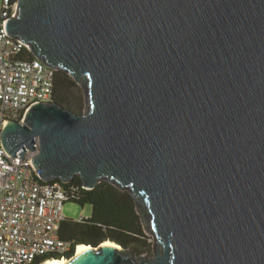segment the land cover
I'll list each match as a JSON object with an SVG mask.
<instances>
[{"label":"water","instance_id":"1","mask_svg":"<svg viewBox=\"0 0 264 264\" xmlns=\"http://www.w3.org/2000/svg\"><path fill=\"white\" fill-rule=\"evenodd\" d=\"M19 6L6 33L83 84L88 105L34 106L4 129L5 151L38 150L45 182L129 191L162 248L137 260L90 245L63 264H264V0Z\"/></svg>","mask_w":264,"mask_h":264},{"label":"built area","instance_id":"2","mask_svg":"<svg viewBox=\"0 0 264 264\" xmlns=\"http://www.w3.org/2000/svg\"><path fill=\"white\" fill-rule=\"evenodd\" d=\"M19 4L0 0V264H34L45 256L70 260L78 246L61 237L68 201L62 183L42 180L33 164L38 150L12 158L2 144L10 121L24 123L34 106L55 102L57 70L37 58L23 59L29 46L6 33Z\"/></svg>","mask_w":264,"mask_h":264},{"label":"trees","instance_id":"3","mask_svg":"<svg viewBox=\"0 0 264 264\" xmlns=\"http://www.w3.org/2000/svg\"><path fill=\"white\" fill-rule=\"evenodd\" d=\"M21 57L26 60L36 59L27 49L22 52ZM77 88L76 81L68 73L57 71L55 103L67 109L76 106V113L82 114L81 108L75 104L71 94ZM53 182L62 183L68 195L67 202L72 201L83 207L92 206L91 218L82 222L73 220L63 222L61 226L63 239L74 241L75 246L86 244L99 247L106 241H112L124 249L131 248L134 252L137 249L145 251L148 248L141 217L129 191H123L108 181H103L95 189L88 190L78 175L68 183H63L61 180ZM52 258L61 259L45 256L38 258L34 264H42Z\"/></svg>","mask_w":264,"mask_h":264},{"label":"rangeland","instance_id":"4","mask_svg":"<svg viewBox=\"0 0 264 264\" xmlns=\"http://www.w3.org/2000/svg\"><path fill=\"white\" fill-rule=\"evenodd\" d=\"M0 16H1V11H0ZM77 85H78V88L72 91L71 94H72V97H74L73 101H75V104H77L81 108L82 114H85L87 112L88 101L83 91L84 86L83 84L80 85L78 83ZM75 107L76 106H73V107H70L69 109L74 112H77ZM137 204H138L137 206L138 211L140 212L141 223H142V226L147 236L146 240L148 242V248L145 251L137 249L136 252L134 251L133 252L137 260H143V259L150 260L155 257L156 253H162V248L159 245L158 246L156 245L154 235L151 232L152 227H151L150 216H149V212L147 208L145 207V205H143L140 202ZM140 210L142 211V213ZM64 216L67 218V220H73V221H79L81 218H91L92 206L86 205L83 207L80 204L72 202V201L66 202L65 208H64ZM128 254L129 252L126 251L125 255H128Z\"/></svg>","mask_w":264,"mask_h":264},{"label":"bare ground","instance_id":"5","mask_svg":"<svg viewBox=\"0 0 264 264\" xmlns=\"http://www.w3.org/2000/svg\"><path fill=\"white\" fill-rule=\"evenodd\" d=\"M103 244H110L112 247H115L117 249H121V246L119 244H117L115 242H112V241H106ZM103 244H101L99 247L101 248V246ZM93 250H94V248L92 246H90V245L80 244V245H78V247L76 249L75 257H79V256H82V255H85L86 253H88L90 251H93ZM66 262H68V259H66V258H61V259L53 258V259L45 261L42 264H63V263H66Z\"/></svg>","mask_w":264,"mask_h":264}]
</instances>
